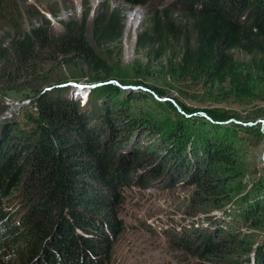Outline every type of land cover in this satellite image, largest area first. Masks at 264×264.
<instances>
[{
  "label": "trees",
  "instance_id": "trees-1",
  "mask_svg": "<svg viewBox=\"0 0 264 264\" xmlns=\"http://www.w3.org/2000/svg\"><path fill=\"white\" fill-rule=\"evenodd\" d=\"M176 1L194 19L192 27L196 45L192 47L182 42V28L173 22L160 21L154 33L165 38L169 36L171 45H180V52L178 56L174 52L176 57L162 65L160 71L150 69L148 77L137 76L138 83L154 81L156 74L162 73L173 79L204 82L221 91L228 86V96L252 98L261 93L264 90V0ZM7 6L6 0H0V22L5 20L15 26V20L6 19ZM104 12L94 23V37L99 45L117 42L123 35L116 16ZM240 19L250 22H240ZM86 25V19L81 23H68L60 36L41 28L21 33L15 27L10 29L11 34L0 32V94L7 96L26 91L25 98L32 99V95L38 98V113L48 121L40 130H19L17 125L0 130V264L6 261L3 255L8 253L15 255L17 264H106L110 233L120 234L124 228L125 223L118 218L114 205L127 187H133L131 176L137 166L134 162L123 166L119 155L123 147L140 135V131H146L135 117L129 116L130 113L126 112V116L132 123H126V127L119 125L118 118L125 116L123 106H129L130 100L142 101L151 97L150 94L141 92L119 102L117 95L121 91L114 87L112 92L116 97L109 105L100 107L103 114L100 122L95 116L77 117L79 108L83 109L79 101L65 99L60 92L56 96L55 90L43 91L53 85V72L44 81L35 82L33 79L38 70L51 72L49 66L54 67L60 59L64 68L73 62L80 65L91 81H98L102 75L107 78L113 75L88 41ZM142 39L143 36L139 38V47ZM240 51L247 59L235 57L234 54ZM45 55L47 58L42 59ZM69 79L81 80L78 76ZM142 86L161 95L146 83ZM210 114L220 120L229 118ZM156 124L147 131L149 140L158 137L160 143L166 145L162 146L167 149L166 157L162 156L155 165L161 174L172 171L189 174V166L195 164V168L202 167L201 173L204 172L207 178L196 181L194 176L191 180L197 188V195L207 193L216 181L219 188L229 185L227 178L218 176L229 173L230 167L226 165L234 158L226 152L228 144L221 143L222 139L216 135L210 137L212 129L206 134L207 140L195 142L186 136L189 129L183 128L184 124L171 122L170 131L156 127ZM109 126L111 136L107 131L102 134L109 130ZM206 128L207 125H203V129ZM17 132H23L25 141L16 140L14 134ZM105 138L107 142L112 141L108 146L102 142ZM136 140L139 141L140 136ZM134 145L127 150L132 158L138 154V151L134 152ZM18 146L20 150L16 153L13 148ZM152 148L153 145H147L136 161L147 155H151L149 159L153 164L161 159L150 153ZM171 162L173 169L168 167ZM208 165L215 169L211 179ZM118 169L123 172L118 173ZM138 184L146 186L141 181ZM6 198L11 199V204L3 205ZM16 204L22 205L23 210H18ZM255 209L264 216V204L259 203ZM178 236L167 237H173L175 243L180 242L179 246L185 252L201 253L208 259L221 252L228 242L226 238L216 247L212 245L205 251H195L190 238L181 239L187 237L185 231ZM228 238L234 241L232 236ZM30 240L31 247L28 245ZM250 249L251 246H247L231 253L225 247L221 253L229 259L223 264H260L255 255L248 257Z\"/></svg>",
  "mask_w": 264,
  "mask_h": 264
},
{
  "label": "rangeland",
  "instance_id": "rangeland-1",
  "mask_svg": "<svg viewBox=\"0 0 264 264\" xmlns=\"http://www.w3.org/2000/svg\"><path fill=\"white\" fill-rule=\"evenodd\" d=\"M6 3V19L15 20L16 24L13 26L5 20L0 22V32L4 31L3 34H11L10 29L16 27L21 33L41 28L60 36L68 23L87 20L86 37L113 75L110 78L102 75L98 81H91L80 65L73 62V65L64 68L60 59L54 67L49 66L51 72L37 69L38 72L33 76L35 82H40L50 78L53 72V85L45 87L43 91L55 90V95L60 92V96L62 93L65 99L79 101L83 109L79 108L77 117L83 119L95 116L99 117L100 122L103 121L100 107L109 105L113 97H116L112 92L115 88L121 91L117 95L119 102L141 92L152 97L142 101L130 100L129 106H123L125 116L118 118L119 125L126 127V123H132L129 117L132 115L146 132L137 131L140 140L137 141L138 136H135L119 155V160L125 164L123 166L134 162L137 171L134 174L132 172L133 187H127L114 205L118 218L125 225L120 234L110 233L106 264H223L229 259L221 253L225 247L235 253L247 246H251L248 257L255 255L260 264H264V216L254 211L259 203L264 204V90L255 97L246 98L228 96V86H224L226 90L221 91L208 87L204 82L173 79L162 73H157L154 81L138 83L137 80L139 75L148 77L150 69L160 71L162 65L180 52V45H171L169 36L165 38L154 33L160 21L173 22L182 28V42L192 47L196 45L192 27L194 19L189 13L180 8L176 0H6ZM104 11L116 16L123 35L117 42L99 45L94 37V23L97 16L106 13ZM243 21L250 22L248 19H240V22ZM141 36L142 45L139 47ZM234 55L239 60L247 59L241 51ZM47 56H42V59ZM71 76H78L81 80H71ZM144 83L154 87L161 95L144 88ZM25 92L7 96L0 94V123H5L0 125V130L5 131L15 125L19 130H40L48 124L38 113V98L33 95L30 97L32 99L25 98ZM94 107L95 110L90 111ZM126 112L130 113L129 116H126ZM210 112L229 118L216 119ZM155 122L156 127H163L167 131L171 130V122L184 124L183 128L189 129L186 136L195 142L207 140L209 137L206 134L212 129L210 137L216 135L222 139L221 143L228 144L226 152L234 158L232 163L226 165L230 167L229 173L220 174L222 169L217 173L220 179L227 178L229 187L219 188L216 181L207 193L197 195V188L191 180L194 176L196 181L207 178L204 172L201 173L202 167L195 168V164L189 166V174L175 171L161 174L155 165L162 160V156L166 157L167 149H162L166 145L161 144L158 137L149 140L147 131L154 128ZM203 125H207L206 130ZM106 131L109 135L111 127L102 134ZM14 135L16 140L25 141L23 132ZM102 142L108 146L112 141L107 142L105 138ZM148 143L153 145L150 153L161 158L154 164L149 159L151 155L136 161L146 151L145 147L151 146ZM131 145L135 147L134 152L138 151L133 158L127 151ZM13 149L19 153L20 146ZM122 156H125V160H122ZM208 166V177L211 179L215 169ZM168 167L173 169V163H169ZM117 172L121 174L123 170L118 169ZM140 181L146 186H140ZM3 203L9 205L11 199H3ZM16 208L23 210L20 204H16ZM184 231L187 237L181 239L190 238L191 247L195 251H205L212 245L216 247L226 238L228 242L223 245L221 252L208 259L201 253L185 252L180 248L179 241L175 243L173 237H167L174 235L179 238L178 234ZM229 236L234 241H230ZM28 245L31 247V240ZM14 256L13 253L4 254L3 259L6 261L3 264H17Z\"/></svg>",
  "mask_w": 264,
  "mask_h": 264
},
{
  "label": "water",
  "instance_id": "water-1",
  "mask_svg": "<svg viewBox=\"0 0 264 264\" xmlns=\"http://www.w3.org/2000/svg\"><path fill=\"white\" fill-rule=\"evenodd\" d=\"M141 89V88H140Z\"/></svg>",
  "mask_w": 264,
  "mask_h": 264
}]
</instances>
